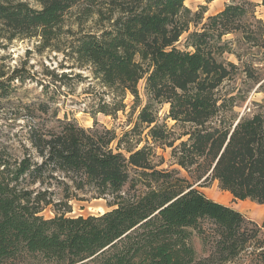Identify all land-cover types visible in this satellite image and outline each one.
<instances>
[{
    "label": "trees",
    "instance_id": "trees-1",
    "mask_svg": "<svg viewBox=\"0 0 264 264\" xmlns=\"http://www.w3.org/2000/svg\"><path fill=\"white\" fill-rule=\"evenodd\" d=\"M36 2L41 9L23 0H0V38L37 37L41 48L62 52L55 46L65 15L79 0ZM84 2L91 6L87 17L99 16L102 27L68 29L63 54L71 70H90L110 96L96 113L116 116L128 93L139 102L142 80L148 101L119 140L97 124L85 129L75 119H56L50 129H30L35 157L27 152L11 161L0 155V264H209L214 259L228 264L242 255L249 264H264V226L208 198L178 171L159 170L165 161L155 149H171L176 164L197 182L217 181L234 200L264 206V105L242 112V105H234L237 98L219 97L239 69L222 60L235 54L226 37L237 35L264 48L257 5L232 0L204 22V9L192 12L186 0ZM192 23L201 27L188 35L191 50H180L176 44ZM25 64L0 66V98L31 79ZM79 76L49 70L50 81L41 86L46 94L50 86ZM47 105L38 108L47 113ZM161 105L170 106L166 120L174 122L172 127L160 123ZM144 130L152 144L138 149ZM54 185L62 189L59 201H54ZM78 193L110 198L113 208L68 217ZM48 207L54 216L46 219L40 214ZM190 229L210 247L204 260L190 243Z\"/></svg>",
    "mask_w": 264,
    "mask_h": 264
},
{
    "label": "rangeland",
    "instance_id": "rangeland-1",
    "mask_svg": "<svg viewBox=\"0 0 264 264\" xmlns=\"http://www.w3.org/2000/svg\"><path fill=\"white\" fill-rule=\"evenodd\" d=\"M29 3L35 9H41L36 0H23ZM257 7L255 17L257 20L264 19V9L261 6V0H251ZM232 0H215L211 3L206 0H186L185 6L192 12L204 9V22L209 16L221 12L225 5ZM91 6L84 0H79L77 5L65 15L63 24V34L56 43V48L62 52H57L51 48H41L40 38H31L23 40H14L8 42L0 38V66L6 65L11 69L25 64L24 74L30 73L31 79L24 84H16V90L7 98H0V155L11 161L22 159L28 152L35 157V150L28 140L29 132L32 127L40 126L50 129L57 125L56 119L68 118L75 119L77 123L85 128H93L95 124L101 128L111 131L119 140L125 133L130 132L137 121L141 109L147 104L146 81L142 80L138 84L140 101L128 93L124 101L125 108L116 116L96 113L105 103L110 101V96L106 93L99 83L93 79L90 70L70 69L72 63L65 58L63 51L66 49V42L70 39L67 34L68 29L77 32H96L101 23L98 22L99 16L87 17ZM80 25V26H78ZM201 25L196 27L194 23L190 25L189 32L184 33L176 47L180 50H191L187 47V38L189 33L200 29ZM226 41L230 42L235 54H225L222 60L232 62L239 68L231 79L226 81L220 88L219 97L221 101H229L231 97L237 98L234 105H242V112H249L254 105H264V48L254 47L245 44L237 35H229ZM55 70L56 73H71L80 75L73 79H66L63 85L58 83L48 88L45 94L41 84H47L50 80L46 77L48 71ZM259 82V83H258ZM47 103L48 112L43 113L39 104ZM111 109V107L109 108ZM169 105L158 106V117L160 123H166L169 127L174 122L166 120L169 114ZM148 130H144L141 136V143L138 149L144 147L147 143L152 144L147 136ZM139 139L136 137L134 141ZM135 143V142H134ZM132 142L135 147L136 144ZM113 147H116L117 142ZM158 156L164 158V163L158 167L159 170H176L180 176L186 178L195 184V187L204 193L208 198L232 207L242 213L247 219L254 221L257 225L264 226V206L257 205L249 200L238 201L225 191L219 188L217 181L197 182L195 175L189 174L180 168L171 156V149L155 146ZM39 160V159H38ZM158 161V160H156ZM54 193V201L62 198V189L51 186ZM112 199H96L89 193H78L77 199L70 202L72 211L67 214L68 217H88L91 215H100L112 210L109 206ZM64 209V206L61 207ZM46 219L54 216L53 208H46L41 214ZM192 235L190 243L196 252L199 260H204L210 255V247L204 245L202 238L194 229H190ZM209 264H221L218 260H213ZM228 264H249L246 256H240L239 259Z\"/></svg>",
    "mask_w": 264,
    "mask_h": 264
}]
</instances>
